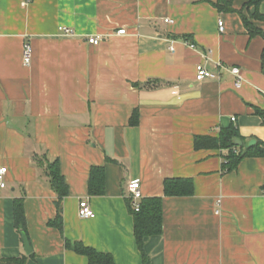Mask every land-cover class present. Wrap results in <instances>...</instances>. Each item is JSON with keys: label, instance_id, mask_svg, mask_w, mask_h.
Wrapping results in <instances>:
<instances>
[{"label": "crops", "instance_id": "obj_1", "mask_svg": "<svg viewBox=\"0 0 264 264\" xmlns=\"http://www.w3.org/2000/svg\"><path fill=\"white\" fill-rule=\"evenodd\" d=\"M226 1L233 9L219 0H0V257L29 255L14 218L21 200L28 264H88L67 240L143 264L128 191L140 179L141 200H162L163 231L145 239L150 264H264V157L228 170L226 149L195 147L196 135L231 127L237 152L264 140V37L242 13L263 32L264 20L251 18L249 0ZM92 35L103 41L90 44ZM199 63L219 78L196 80ZM218 63L239 67L242 85ZM35 153L59 159L62 199ZM97 167L103 187L92 194ZM169 178L191 179L193 193L166 195ZM81 200L94 217L79 215ZM59 212L62 229L49 224Z\"/></svg>", "mask_w": 264, "mask_h": 264}, {"label": "trees", "instance_id": "obj_2", "mask_svg": "<svg viewBox=\"0 0 264 264\" xmlns=\"http://www.w3.org/2000/svg\"><path fill=\"white\" fill-rule=\"evenodd\" d=\"M264 0H249L247 3L249 6L254 7V11L251 14V18L264 20V13L260 11V5ZM229 1L219 0L218 6L220 8L233 9L229 4ZM242 13V11H241ZM245 25L249 32L254 34H260L264 37V32L257 29L251 22L250 17H247L242 13ZM256 112L262 117L264 124V110L257 108ZM136 112L133 115L132 122H136ZM240 137L238 129L231 127L223 129L219 137H213L210 135H196L195 147L201 148H223L227 150L225 154L227 163L225 166L227 169L233 168L242 158L247 156L264 157V140H259L257 144L248 147L246 150L236 151L238 147L236 139ZM238 149V148H237ZM35 164L41 167L46 175L50 177V183L52 187L57 191L59 198H63L68 194V186L65 178L60 170L59 159L51 160L46 153L37 154L33 156ZM101 168H93L90 192L92 194H99L103 183L100 185ZM97 181V182H96ZM193 193V182L191 179L182 178H169L165 181V194L166 195H180ZM129 201V200H128ZM129 208L134 215V233L137 239L139 249L143 255V264H150V257L145 250V239L149 236L160 235L163 231L162 228V200L161 198L154 197L145 200H141V207L139 211H136L132 204L131 199L129 201ZM14 218L17 228L27 233V219L24 204L21 200H17L14 207ZM51 226H56L62 229L63 221L62 215L58 213L55 221H50ZM66 245L74 251L85 255L88 258V264H117L114 256L110 252H100L95 248L84 244L81 241L72 243L70 240L66 241ZM34 253L29 255H22L19 257L4 258L0 257V264H28L29 258L33 257Z\"/></svg>", "mask_w": 264, "mask_h": 264}, {"label": "built area", "instance_id": "obj_3", "mask_svg": "<svg viewBox=\"0 0 264 264\" xmlns=\"http://www.w3.org/2000/svg\"><path fill=\"white\" fill-rule=\"evenodd\" d=\"M165 21H169L168 18L165 19ZM219 30L222 32L224 31V21L219 20L218 22ZM59 30L67 36H73L75 35V31L67 26H60ZM119 34H125L126 29L121 28L117 31ZM88 42L92 45H99L103 39L100 36H89L88 37ZM194 47V45H192ZM170 49L173 51L174 47L170 46ZM32 46L31 44L27 43L24 47L23 51V62L25 65H30L32 62ZM220 68L228 69L231 73H233L236 76L235 80V85L236 87H240L243 83V79L241 76V70L239 67H230L228 68L227 66L223 65L222 63H218ZM219 78V73H216L210 69H208L203 63H199L196 65V80L198 81H203L208 78ZM235 118H233L234 120ZM7 173V167H0V186L5 187L6 186V180L5 176ZM128 191H129V197L131 198L132 201V206L136 211L140 210L141 207V199L143 197L141 188H140V179H132L129 183L128 186ZM220 201V200H219ZM217 214L221 213L220 209L216 210ZM79 215L82 218H92L95 216V212L92 209L90 203L87 200H81L80 201V206H79Z\"/></svg>", "mask_w": 264, "mask_h": 264}, {"label": "water", "instance_id": "obj_4", "mask_svg": "<svg viewBox=\"0 0 264 264\" xmlns=\"http://www.w3.org/2000/svg\"><path fill=\"white\" fill-rule=\"evenodd\" d=\"M236 142L238 144H241V141L239 139H236ZM22 239H23V244H24V249L27 254H30L33 252V247L31 245V242L29 240V237L25 231H21Z\"/></svg>", "mask_w": 264, "mask_h": 264}]
</instances>
